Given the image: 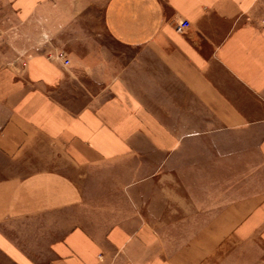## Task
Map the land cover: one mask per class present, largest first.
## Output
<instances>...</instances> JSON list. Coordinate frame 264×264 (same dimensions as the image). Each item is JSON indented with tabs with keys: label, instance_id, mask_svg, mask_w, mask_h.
<instances>
[{
	"label": "crops",
	"instance_id": "1",
	"mask_svg": "<svg viewBox=\"0 0 264 264\" xmlns=\"http://www.w3.org/2000/svg\"><path fill=\"white\" fill-rule=\"evenodd\" d=\"M78 1L110 50L0 67V264H264V0Z\"/></svg>",
	"mask_w": 264,
	"mask_h": 264
},
{
	"label": "rangeland",
	"instance_id": "2",
	"mask_svg": "<svg viewBox=\"0 0 264 264\" xmlns=\"http://www.w3.org/2000/svg\"><path fill=\"white\" fill-rule=\"evenodd\" d=\"M56 1L61 5L52 8L51 14L55 17L54 21H47L45 24L41 20L35 21V32H26L28 31L26 24L18 23L9 8L5 6L0 8V67H8L11 63L21 64L33 53L50 51L52 49L49 45L50 39L46 36V32H43L44 29L49 28V24L51 27L54 25L66 27L67 31L82 26L84 37L88 38L91 44L105 47L103 50H110L109 48L114 46L103 30L100 7H89V10H85L81 9L82 5L78 3V0ZM41 12L43 11L40 10L39 13ZM67 40L70 42L73 38L68 35ZM49 46L51 49H47Z\"/></svg>",
	"mask_w": 264,
	"mask_h": 264
},
{
	"label": "built area",
	"instance_id": "3",
	"mask_svg": "<svg viewBox=\"0 0 264 264\" xmlns=\"http://www.w3.org/2000/svg\"><path fill=\"white\" fill-rule=\"evenodd\" d=\"M188 27H189V23L188 22H182L181 24L178 25L177 31L178 32H183ZM56 58L58 60H60L62 63H64L65 65H69V63H70V61L65 57L64 53H58L56 55Z\"/></svg>",
	"mask_w": 264,
	"mask_h": 264
}]
</instances>
